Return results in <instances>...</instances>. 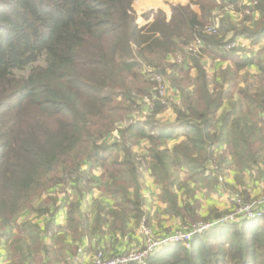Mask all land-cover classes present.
Masks as SVG:
<instances>
[{
    "label": "trees",
    "instance_id": "16d2710c",
    "mask_svg": "<svg viewBox=\"0 0 264 264\" xmlns=\"http://www.w3.org/2000/svg\"><path fill=\"white\" fill-rule=\"evenodd\" d=\"M134 1L0 0V244L18 231L13 264H71L84 239L133 241L146 217L142 168L180 227L214 221L201 216L197 194L224 191L233 171L240 183L251 175L264 194V0H190L171 5L170 18L163 9L145 13L152 21L141 27ZM231 6L241 21L224 17ZM208 25L218 33H204ZM195 35L205 43L199 55L185 50ZM238 38L248 48L225 52ZM149 72L168 81L179 104L154 99ZM168 110L175 120L163 123ZM237 194L253 199L233 189L234 210ZM64 206L66 225L55 226ZM34 213L44 230L19 223ZM147 264H264V220L213 226L190 248L169 244Z\"/></svg>",
    "mask_w": 264,
    "mask_h": 264
},
{
    "label": "crops",
    "instance_id": "0c3cea01",
    "mask_svg": "<svg viewBox=\"0 0 264 264\" xmlns=\"http://www.w3.org/2000/svg\"><path fill=\"white\" fill-rule=\"evenodd\" d=\"M189 2H190V0H182V1H179V2L174 4V3H172L171 0H169V1H167V0H135L133 8H134V11L136 12V14L138 16V23L141 24L142 26H144L148 22L152 21V19L147 21L143 18V15L145 13H147L149 11H157L159 9H163V10L167 11V14L170 18V16H171L170 6L171 5H177V4L187 5V4H189ZM193 8L196 12H199V9L197 6L193 7ZM227 15L231 16L235 21L240 20V18L236 17L235 15H230V14H227ZM256 16H257V13H255V17ZM139 20H141L142 22L140 23ZM247 48H248V45H247ZM170 59H171V57H170ZM205 66L207 67V69L210 73H213L214 70H211L209 60H208L207 64H205ZM166 113L172 114L173 115V121L175 120L173 110L166 111L163 114V116ZM236 175H238V174H236L233 171V174L229 178H227V183H226L225 187L230 192L233 191V189H244V190H247L250 192L251 198H255V197H258V196L263 194L262 184L259 181H257L255 178L246 174L244 179H243V182L240 183L239 181L235 180ZM144 176H145L144 182L146 185L145 190H144V197H145V204H144L145 213L144 214L146 216V219H148L149 223L159 225L161 231L159 230L158 235L165 236V235H168V233H174L175 230L180 229L181 221L177 218H172L168 215L161 216V213L164 212V209L166 208V205L165 204L163 205V203L161 201L160 202L163 205V210H161L162 212L159 211L160 215L159 214L157 215L154 212L155 218L152 217L153 211L150 208H148V206H147L148 198L151 196L153 198L159 197V194H161L162 190L154 184V180L150 177L149 174L144 173ZM185 177H186L185 171L183 170L179 173V178L181 180H183ZM248 177L253 178V180L255 181V186H256V187L255 186L254 187L255 188L259 187V190H255L253 187H251V184L249 183ZM151 182H152V185L155 186L156 190L153 189L152 186L148 185V183H151ZM191 188H192V186H190V189ZM222 192L223 191L221 190V188H217L216 195H213L210 198H207L202 193L197 194L198 196H200V198L203 199V204H204L203 209L200 213L201 216L208 217V218L213 220V217L215 216L214 215L215 210L219 211V212H228L233 208L230 201L228 200L230 197L228 198V196L224 195V193H222ZM72 195H75V193L73 192ZM91 198H92V196H90V199ZM93 198L100 199V201L106 207H111L113 205V202L110 199L100 197V193H96L95 196H93ZM65 200H66V198H64L63 201H65ZM69 200L71 201V199H69ZM91 202H92V200L91 201L89 200L88 207H90V204H92ZM158 209L159 208H157V210ZM153 210H154V208H153ZM157 218H159V220H157ZM26 220H33V222H37V225H39L42 228H44L45 222H46L45 218H37L34 214L28 218L27 217L26 218L21 217L18 221L24 222ZM168 223L169 224L171 223V227L168 226ZM53 224L55 226L66 225V207L65 206L62 209H60V211L56 214L54 221H53ZM139 225H140V223H139ZM132 228H133V225H132ZM152 228H153V230L156 229L155 227H152ZM12 235H13L12 231H10L9 237H8V245H6L4 242H3V244H0V264H13L11 254H10V241H9V239ZM48 236H49V238L52 237L51 233H48ZM43 238H45V235ZM69 239H71V238H69ZM132 240L133 241L125 239L124 241L117 242L115 240V238H113L111 235H107L104 238V240L101 242L98 238L92 239L90 242L87 239H84L80 246H82V248L85 251L84 252V260L87 259V256H89V259L91 260V258L94 256L93 254L95 253V251H98L99 249L100 250L105 249L106 251L108 250V252H110L111 255H122L123 253H126L131 247L140 245V243L142 244V236L139 233V227L137 228L136 235H135L134 239H132ZM85 263L87 264L88 262H85ZM89 263H91V261ZM58 264H60V263H58Z\"/></svg>",
    "mask_w": 264,
    "mask_h": 264
},
{
    "label": "built area",
    "instance_id": "2783aa9c",
    "mask_svg": "<svg viewBox=\"0 0 264 264\" xmlns=\"http://www.w3.org/2000/svg\"><path fill=\"white\" fill-rule=\"evenodd\" d=\"M244 5L256 6L257 0H243ZM230 11L227 14L235 15L240 17L238 14L233 12L234 7H230ZM255 15V14H254ZM203 29L204 33L217 34L218 29L215 25L205 26ZM205 49L204 41L196 35L185 47L186 52L191 55H199ZM225 52H231L233 50L247 49L246 41L243 38H238L235 41L228 43L223 46ZM151 73L152 80L155 83L153 94L154 99L161 100L164 105L171 106L172 103H180V96L174 90L161 75ZM171 92V93H170ZM147 104H150L149 100H146ZM137 118V117H135ZM134 118V119H135ZM221 152H219L220 154ZM211 172L217 170L214 164L209 166ZM223 181V180H221ZM237 209L231 214L214 220L209 223L196 224L191 228L184 227L182 230L175 231L171 235H165L158 237L151 228H146V217L143 218L140 223L139 233L142 236V245L139 248H132L126 253L114 257H107L106 254L100 250L93 257L90 264H147L148 259L153 257L163 246L169 244L182 243L187 248H190L193 237L197 234H202L204 231L210 229L213 226L220 225L221 223H235L242 221H252L256 219L264 220V195L253 202H246L242 196L237 195L235 197ZM77 256L73 260V264H83L81 259L84 249H79ZM86 264V263H84Z\"/></svg>",
    "mask_w": 264,
    "mask_h": 264
},
{
    "label": "rangeland",
    "instance_id": "374dc122",
    "mask_svg": "<svg viewBox=\"0 0 264 264\" xmlns=\"http://www.w3.org/2000/svg\"><path fill=\"white\" fill-rule=\"evenodd\" d=\"M167 1H169V0H167ZM172 1V3H177V2H179V1H182V0H171ZM218 15V14H217ZM224 15V17H228L227 16V14L225 13V14H223ZM237 17V16H236ZM232 18V17H231ZM238 18H241V16L240 17H238ZM233 19V18H232ZM233 21H235L234 19H233ZM240 21H241V19H240ZM139 22L141 23L142 21L141 20H139ZM140 27L142 26L141 24H138ZM248 45V42L246 41V46ZM46 65V60H45V57L44 58H42L37 64H35L33 67H38V66H40V67H44ZM31 71V68L29 69H27L26 70V72L24 73V75H27V74H29V72ZM170 85V84H169ZM171 93V92H170ZM173 104V103H172ZM175 104H177V103H175ZM119 115V114H118ZM145 115H147V111L145 110V111H140L139 113H136L135 114V117H139V116H142V118H143V116H145ZM159 120H161V121H163V123H172L173 122V115L172 114H168V113H166L164 116H162L161 118H159ZM139 150H138V152H139V154L140 155H143V156H146L147 154H148V152H147V150H146V147H147V145H146V143H140V145H139ZM165 147H168V146H165ZM143 161V163H144V160H142ZM145 164V163H144ZM142 173H143V178H142V181H144V179H145V176H144V173H147V174H149L148 172H146L145 171V168H142ZM150 175V174H149ZM251 176V175H250ZM150 177L154 180V178L150 175ZM248 179H249V183L251 184V187H253L255 190H259V187H257V188H255L256 186H255V181L253 180V178H251V177H248ZM154 184L156 185V186H158L160 189H161V187L158 185V184H156L155 182H154ZM148 185H150V186H152L153 187V189H155V186H153L152 185V182L151 183H148ZM255 186V187H254ZM149 188V187H148ZM156 190V189H155ZM162 190V189H161ZM222 193H224V195H228L229 193H230V191L228 190V189H224V191L222 192ZM233 193V191H231V194ZM237 195H239V194H237ZM237 195H235V196H237ZM264 195V194H263ZM263 195H260V196H258V197H255V198H253L251 201H249V202H253V201H255V200H257L258 198H260V197H262ZM150 196V195H149ZM245 200V199H244ZM246 201V200H245ZM246 202H248V201H246ZM41 204V202H38L37 203V205H35V210L36 209H38V205H40ZM164 205V204H163ZM163 205L161 204V202H160V194H159V197H157V198H153L152 196L151 197H149L148 198V201H147V206H148V208H150L153 212H152V217L153 218H155L154 217V212L158 215L159 214V211H161V210H163ZM153 208H154V210H153ZM157 208H159L158 210H157ZM165 211H166V208L164 209V212H162L161 213V216H164V215H167V214H165ZM234 211V209L232 208L230 211H229V213L231 214L232 212ZM215 212V216H216V214H218V213H220L219 211H214ZM34 215L35 216H37V213H34ZM160 215V214H159ZM32 216V215H31ZM169 216V215H168ZM214 216V217H215ZM225 216H227V215H225ZM224 216V217H225ZM30 217V216H29ZM213 217V219L214 220H217V218H214ZM223 218V217H222ZM35 219V218H34ZM33 219V220H34ZM32 220V221H33ZM157 220H159V218H157ZM19 223H21L20 221H19ZM198 223V222H197ZM39 226V225H38ZM168 226H170L171 227V223L169 224L168 223ZM146 228L148 227V228H151V229H153L152 227H155L154 229V233L158 236V237H160V235H158V232H159V230H160V227H159V225H157V224H153V223H149L148 222V219H146V226H145ZM39 228H40V230L42 231V230H44V228H42V227H40L39 226ZM184 227H180V229H178L179 231L180 230H182ZM178 230H175V231H178ZM157 233H156V232ZM161 231V230H160ZM19 233H21V231H19ZM12 236L10 237V239H9V241H10V247H11V245H12V241H13V239H14V237L18 234V231H13L12 232ZM172 233H168V235H171ZM26 240H27V242H28V244H30L31 242H32V239L25 233V232H23L22 234H21ZM44 237V236H43ZM42 241H45V240H42ZM46 242V241H45ZM33 247H34V249H36L35 247H37V243L35 242V244L33 245ZM164 247V246H163ZM162 247V248H163ZM132 248H137V246H133V247H131L130 249H132ZM129 249V250H130ZM80 250L78 249V251H77V254H78V252H79ZM84 250H83V253H82V257H81V259H82V261H83V264L85 263V262H88L87 264H90L89 262L91 261V260H93V257L91 258V260L89 259V256H87V259L86 260H84ZM98 253V252H97ZM96 253V254H97ZM124 254V253H123ZM77 255H75L74 257H72V260H71V264H73V260H74V258L76 257ZM114 256H118V255H113V256H109V257H114ZM108 257V256H107ZM89 260V261H88ZM60 264H62V263H60Z\"/></svg>",
    "mask_w": 264,
    "mask_h": 264
}]
</instances>
